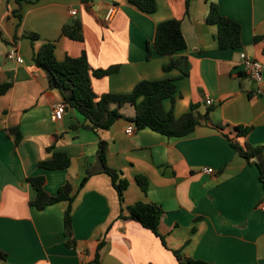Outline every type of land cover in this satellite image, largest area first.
Returning <instances> with one entry per match:
<instances>
[{
  "label": "crops",
  "instance_id": "crops-1",
  "mask_svg": "<svg viewBox=\"0 0 264 264\" xmlns=\"http://www.w3.org/2000/svg\"><path fill=\"white\" fill-rule=\"evenodd\" d=\"M156 12L146 14L130 0H39L22 5L23 19L13 12L16 0H0V86L11 88L0 95V264H96L100 242V264H180L179 251L187 260L208 264H264V187L260 172L240 157L226 133L253 127L247 141L264 148V98L246 74L241 55L257 60L264 76V0H155ZM211 4L242 28V47L222 50L218 28L209 25ZM115 14L107 20L108 10ZM77 12L72 16V12ZM83 23L84 41L63 36L62 29L73 20ZM179 20L188 48L175 58L190 62L189 76L178 70L165 72L170 57L154 49L160 23ZM29 34L40 39L32 42ZM47 42L56 43V58H78L86 52L93 70L117 68L102 79L93 78L98 96L130 94L143 81L176 79L175 101H164L176 118L198 106L201 124L188 137L168 138L150 129L138 130L128 119L111 129L71 130L84 118L66 105L58 90L49 87L47 74L33 62ZM153 55L148 59L147 46ZM17 48L22 62L8 55ZM264 86V83H263ZM213 101L208 106L206 100ZM65 105L64 117L55 122L53 111ZM128 111V113H125ZM210 111L209 121L204 120ZM127 118L135 110L121 109ZM88 124V123H87ZM134 127L135 132L128 134ZM21 135L17 145L9 130ZM61 137L53 152L54 137ZM106 142L107 165L129 182L121 205L111 178L98 173L100 142ZM54 152L71 158L69 169L50 171L39 163ZM213 168L215 174L203 172ZM87 171L95 174L87 177ZM149 183L144 192L137 177ZM32 177L46 179L45 190L57 196L70 183L75 248L67 246L64 213L67 203L38 211L31 207L36 191ZM137 202L155 203L164 216L161 232L167 247L152 232L132 220L121 219L124 208Z\"/></svg>",
  "mask_w": 264,
  "mask_h": 264
},
{
  "label": "trees",
  "instance_id": "trees-1",
  "mask_svg": "<svg viewBox=\"0 0 264 264\" xmlns=\"http://www.w3.org/2000/svg\"><path fill=\"white\" fill-rule=\"evenodd\" d=\"M39 0H16L18 9L13 15L18 19V26L21 23L22 5L34 4ZM90 2L92 0H84ZM130 3L146 14L156 12L155 0H130ZM209 25L218 28L217 40L222 50L240 49L242 47V28L240 24L223 16L216 4H211L207 17ZM63 36L76 42L84 41L83 23L81 20H73L63 26ZM32 42L40 37L37 34H29ZM0 39L9 44L3 33L0 31ZM155 51L171 61L164 67L165 72L178 70L182 77L189 76L191 69L187 58H175V56L188 48L187 41L182 32V23L179 20H170L160 23L156 30L154 41ZM148 59H151L153 50L151 45L147 46ZM35 66L44 70L47 74L49 87L52 90H58L66 105L74 108L85 120L84 124H75L71 130L78 129L89 130L97 133L98 131H107L120 119H128L135 124L138 130L150 129L158 134L168 138H185L193 134L196 128L201 124V116L198 113V106L192 105L191 111L180 118H176L173 109L166 111L164 101H175L177 92L176 79H163L157 81H143L139 83L130 94H105L98 96L93 88V78L102 79L116 73L117 68L108 70H93L90 67L86 52L78 58L67 57L64 61H58L56 58V43L47 42L35 54L33 60ZM11 88L10 84L0 86V95L5 94ZM130 105L135 110L133 118H127L121 112V109ZM210 111H208L204 120L209 121ZM88 123V124H87ZM213 128L223 134L237 151L240 157L244 158L250 165L256 166L260 172V180L264 187V148L254 147L247 138L253 131V127L235 128L233 134L226 133L222 126L214 125ZM9 134L14 136L15 143L18 145L21 141V135L18 130L11 129ZM61 137H54L53 145L49 152H53L57 142ZM107 145L106 142H100L98 151V162L100 170L98 173H104L111 178L112 185L118 194L120 204L124 202V194L129 188V182L121 178L120 173L111 169L107 165ZM72 161L65 152H54L50 160L39 163L40 168L50 171L66 170L71 167ZM95 174L93 171H87V177L82 182L81 188L86 184L89 177ZM137 182L144 192H147L149 183L146 177L138 176ZM29 183L36 191V198L31 202V207L38 211H44L46 208L58 203H67L68 208L64 213V229L68 238L67 246L75 248L76 240L73 232L72 205L75 196L73 195V186L70 183L62 186L57 196H51L45 190L46 179L44 177H32ZM122 209L121 219L132 220L139 223L143 228L152 232L160 239L162 244L167 247L165 236L161 232V223L164 216L162 207L155 203L137 202L126 208L127 215ZM105 241L98 245L95 263H99L101 251L105 247ZM174 255L180 264H208L206 262L185 260L179 251H174ZM0 257L7 258L5 253L0 252Z\"/></svg>",
  "mask_w": 264,
  "mask_h": 264
},
{
  "label": "built area",
  "instance_id": "built-area-1",
  "mask_svg": "<svg viewBox=\"0 0 264 264\" xmlns=\"http://www.w3.org/2000/svg\"><path fill=\"white\" fill-rule=\"evenodd\" d=\"M115 8L111 7L108 10L107 13V20H110L111 17L115 14ZM77 12L73 11L72 12V16H76ZM8 58L11 60H17L18 62H22V59L18 56V50L17 48H12V50L10 51ZM242 58V62H243V66H244V70L246 72V74H248L256 83L258 89H257V94L262 96L264 98V76H263V67L262 65L257 61V60H253L247 57L246 54H242L241 55ZM206 103L208 106H211L213 104V101L208 98L206 100ZM64 110H65V105L61 104V105H57L54 108L53 111V120L55 122L60 121L63 119L64 117ZM128 134L132 135L135 132L134 127H131L128 129ZM203 172L205 174L208 175H214L215 174V170L213 168H205L203 170Z\"/></svg>",
  "mask_w": 264,
  "mask_h": 264
},
{
  "label": "rangeland",
  "instance_id": "rangeland-1",
  "mask_svg": "<svg viewBox=\"0 0 264 264\" xmlns=\"http://www.w3.org/2000/svg\"><path fill=\"white\" fill-rule=\"evenodd\" d=\"M125 113H128V111H126Z\"/></svg>",
  "mask_w": 264,
  "mask_h": 264
}]
</instances>
